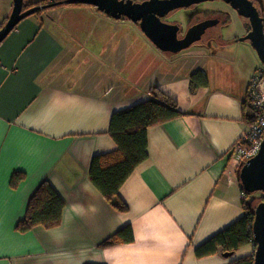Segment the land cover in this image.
<instances>
[{
  "label": "crops",
  "instance_id": "obj_1",
  "mask_svg": "<svg viewBox=\"0 0 264 264\" xmlns=\"http://www.w3.org/2000/svg\"><path fill=\"white\" fill-rule=\"evenodd\" d=\"M252 2L264 9V0ZM11 6L0 0V26ZM81 9L73 19L29 14L0 41V264H227L252 254L250 243L229 256L194 252L243 213L229 148L248 125L241 105L261 66L249 41L237 37L248 26L218 28L173 56L138 27ZM150 86L183 114L146 128L147 156L119 185L126 209L118 211L89 179L90 159L116 147L111 113L144 101ZM15 171L24 177L11 187ZM42 180L63 200L59 223L19 231ZM123 225L130 242L100 245Z\"/></svg>",
  "mask_w": 264,
  "mask_h": 264
},
{
  "label": "trees",
  "instance_id": "obj_2",
  "mask_svg": "<svg viewBox=\"0 0 264 264\" xmlns=\"http://www.w3.org/2000/svg\"><path fill=\"white\" fill-rule=\"evenodd\" d=\"M48 0H36V3H45ZM54 1V0H49ZM35 2H30L27 7ZM65 3L51 4L45 9L63 5ZM80 4V3H70ZM200 72L190 75V87H194V80L199 79ZM243 117L246 122L252 119L251 110L241 105ZM177 103L170 96L163 93L156 86L148 88V97L122 109L114 110L109 118L108 132L116 147L107 152L96 153L91 156L88 176L93 185L103 195L105 200L116 210L124 211L125 203L117 193L119 185L125 180L133 168L147 156L146 128L150 125L182 115ZM24 177L21 171L12 172L9 185L15 187L17 182ZM239 182V180H238ZM240 185V182H239ZM243 213L235 221L222 230L208 237L194 248L195 255L200 257L215 252L230 251L231 253L240 245L250 243L254 248L251 234L253 220V205H248L247 198L251 192H245L240 185ZM259 196L257 202L262 199ZM256 202V203H257ZM63 200L59 194L46 181L38 183L29 196L24 214L15 225L19 231H25L34 225L52 227L59 223ZM132 240L129 225H123L107 238L101 241V246H108L118 242ZM253 252L250 255L234 258L227 264H252Z\"/></svg>",
  "mask_w": 264,
  "mask_h": 264
},
{
  "label": "water",
  "instance_id": "obj_3",
  "mask_svg": "<svg viewBox=\"0 0 264 264\" xmlns=\"http://www.w3.org/2000/svg\"><path fill=\"white\" fill-rule=\"evenodd\" d=\"M205 0H61L49 4L30 6L22 9V0H12V6L5 21L0 26V41L23 17L36 10L56 3H85L94 6L109 17L124 16L136 22L148 40L162 51L177 52L198 40L206 28L218 22V18H205L194 22L185 32L178 36L179 25L161 19L171 9L188 6ZM233 8L237 14L248 20L249 28L239 36V40H248L259 61L264 67V36L262 32L264 17L252 0H222ZM237 179L245 192L263 193L253 207L251 234L254 241L252 264H264V136L254 155L245 160L237 173ZM229 256L230 251L222 252Z\"/></svg>",
  "mask_w": 264,
  "mask_h": 264
},
{
  "label": "rangeland",
  "instance_id": "obj_4",
  "mask_svg": "<svg viewBox=\"0 0 264 264\" xmlns=\"http://www.w3.org/2000/svg\"><path fill=\"white\" fill-rule=\"evenodd\" d=\"M26 2H27V0H22V3H26ZM76 5H80L82 7L84 6V7H87L89 9L91 8L90 10L93 11V13H89L88 16H91L92 14H103V16H107L103 12L97 10L94 6H92L90 4H85V3H80V4H70V3L67 4V3H65L63 5L48 8L46 13H49L50 11L51 12L54 11V13H60L61 12L65 16H71L72 19L75 17H82L83 14L78 12V11L82 10L81 9L82 7L79 10L74 9V6H76ZM33 13H36V11ZM260 14L264 16V9H261ZM110 18L111 19L124 20V22L122 24L119 23L120 26H124V27L136 26V27H138L136 22H131L129 19H127L124 16H120L119 18H112V17H110ZM205 18H218L219 20L214 25L206 28V30L201 35V37L198 40L192 42L189 46H187V47H185V48H183L177 52L166 51V54H168V55L173 54V56H175L176 54H186L191 50V48H194V46L196 44H199V42L200 43L204 42V40L206 38H208V35L211 32H215L216 29H218V28L219 29H227V30H236V29L240 28L244 22H245L244 23L245 26H248V28H249L248 20L245 17L237 14V12L233 8H231L227 3H225L222 0H205V1H199L196 3L190 4L188 6L176 7L174 9H171L166 14V16L163 18V20L167 21V22H173V23L178 24L179 25L178 36H180L185 32V30L187 29L188 26H190L191 24H193L196 21H199V20H202ZM89 20L92 21V25H96L97 21L94 18L89 17ZM83 21L84 20H80V21L78 20V21H76V23L74 25L83 27ZM3 22H2V24H3ZM85 23H86V26H90L88 21H85ZM237 37L239 38V36H237ZM190 46H192V47H190ZM259 64H261L260 61H259ZM260 67H262V64ZM262 90L264 92V80H263V84H262ZM242 163L243 162L239 163V160L237 161L236 168L233 172V175L236 176V178H237L239 166ZM261 195H263L262 192L254 191L249 195V197L247 198L246 201L249 204L251 203L250 205L254 206L256 204L259 196H261Z\"/></svg>",
  "mask_w": 264,
  "mask_h": 264
},
{
  "label": "built area",
  "instance_id": "obj_5",
  "mask_svg": "<svg viewBox=\"0 0 264 264\" xmlns=\"http://www.w3.org/2000/svg\"><path fill=\"white\" fill-rule=\"evenodd\" d=\"M262 32L264 36V24ZM262 67L254 69L245 89L243 101L251 110L252 119L229 148L230 154L239 160V163L256 153L264 136V92L262 90L264 67ZM241 195H243L242 192Z\"/></svg>",
  "mask_w": 264,
  "mask_h": 264
},
{
  "label": "flooded vegetation",
  "instance_id": "obj_6",
  "mask_svg": "<svg viewBox=\"0 0 264 264\" xmlns=\"http://www.w3.org/2000/svg\"><path fill=\"white\" fill-rule=\"evenodd\" d=\"M56 1H61V0H54V1H47V2H45V3H36V0H31V1H28L27 0V2L26 3H23V5L25 6V5H27L28 3H30V2H35V3H33V4H31V5H29V6H27V7H30V6H38V5H44V4H49V3H53V2H56ZM132 1H136V2H139V1H141V0H132ZM63 3V2H62ZM68 4V3H67ZM22 7V9H25V8H27V7ZM49 6V5H48ZM48 6H44L43 8H40V9H38V10H36V13H46V11L48 10V9H45L46 7H48ZM166 15H163L162 17H161V19L163 20V18L165 17ZM6 19V18H5ZM181 36V35H180Z\"/></svg>",
  "mask_w": 264,
  "mask_h": 264
}]
</instances>
